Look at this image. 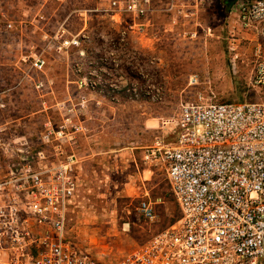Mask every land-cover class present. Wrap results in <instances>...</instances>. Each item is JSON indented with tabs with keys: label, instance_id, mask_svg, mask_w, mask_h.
Listing matches in <instances>:
<instances>
[{
	"label": "built area",
	"instance_id": "2783aa9c",
	"mask_svg": "<svg viewBox=\"0 0 264 264\" xmlns=\"http://www.w3.org/2000/svg\"><path fill=\"white\" fill-rule=\"evenodd\" d=\"M82 1L34 0L37 27L46 26L31 38L20 13L27 0H0V43H11L4 59L15 61L8 73L17 76L0 83V264H104L67 236L80 189L77 137L86 132L88 105L84 96L60 99L47 85L49 58L66 59L64 72L84 71L79 90L95 89V75L114 62L126 32L143 34L157 15L189 19L192 9L212 3L162 0L159 8L158 0H105L97 8ZM97 14L119 30L113 38L99 36L91 48L69 25ZM227 19L228 38L248 45L245 98L217 102L197 94L161 123L166 132L140 159L162 173L179 217L107 264H264V0H230ZM196 84L188 77L189 87ZM137 211L153 218L149 202Z\"/></svg>",
	"mask_w": 264,
	"mask_h": 264
},
{
	"label": "rangeland",
	"instance_id": "374dc122",
	"mask_svg": "<svg viewBox=\"0 0 264 264\" xmlns=\"http://www.w3.org/2000/svg\"><path fill=\"white\" fill-rule=\"evenodd\" d=\"M82 2L97 8L105 4V0ZM211 2L192 9L189 19L157 15L143 34L126 32L112 57L114 62L95 75V89H78V78L85 73L64 72L66 59L50 57L44 69L47 85L52 83L60 99L69 95L71 100L81 96L87 100L82 117L86 132L77 137L80 189L67 236L104 264L144 244L178 217L162 173L140 159L153 138L166 132L161 123L176 114L181 102L192 101L197 94L217 102L245 98L250 75L248 45L227 36L230 0ZM164 3L158 0L157 5L162 8ZM35 5L34 0H27L20 10L31 24V38H37V29L46 26L44 22V27H37L40 11ZM69 26L72 33L88 38L91 48H96L99 36L113 38L119 30L98 14L84 24L74 18ZM8 46L0 43V83L6 84L17 77L8 73L15 64L4 59ZM96 63L100 68V62ZM190 76L196 79L194 87L187 85ZM141 201L152 205L151 220L139 215Z\"/></svg>",
	"mask_w": 264,
	"mask_h": 264
},
{
	"label": "trees",
	"instance_id": "16d2710c",
	"mask_svg": "<svg viewBox=\"0 0 264 264\" xmlns=\"http://www.w3.org/2000/svg\"><path fill=\"white\" fill-rule=\"evenodd\" d=\"M91 17H92V16H91ZM91 17H90V19H91ZM90 19H89V20H90ZM22 98H23V97H22ZM20 99H21V97H15V100H20ZM177 214H178V212H177ZM178 217H179V215H178ZM178 217H177V219H178ZM177 219H176V220H177Z\"/></svg>",
	"mask_w": 264,
	"mask_h": 264
}]
</instances>
